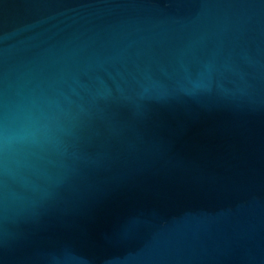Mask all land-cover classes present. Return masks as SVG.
Returning <instances> with one entry per match:
<instances>
[{
    "label": "water",
    "instance_id": "95a60500",
    "mask_svg": "<svg viewBox=\"0 0 264 264\" xmlns=\"http://www.w3.org/2000/svg\"><path fill=\"white\" fill-rule=\"evenodd\" d=\"M0 264H264V0H0Z\"/></svg>",
    "mask_w": 264,
    "mask_h": 264
}]
</instances>
